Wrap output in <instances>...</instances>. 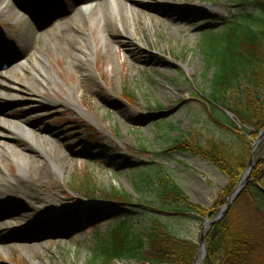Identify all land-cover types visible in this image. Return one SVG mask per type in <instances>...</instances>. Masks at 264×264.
Masks as SVG:
<instances>
[{"label": "rangeland", "instance_id": "rangeland-1", "mask_svg": "<svg viewBox=\"0 0 264 264\" xmlns=\"http://www.w3.org/2000/svg\"><path fill=\"white\" fill-rule=\"evenodd\" d=\"M21 1L25 12L17 10L16 16L4 12L5 5L0 6V31L6 33L16 44L18 36L25 35L26 22L30 25L34 23L31 20L30 3L28 0ZM56 1L58 0H40L36 3L39 9L36 16H39L42 24L41 31L33 30L36 40L42 32L55 24L52 22L56 18ZM123 1L128 12L122 20L113 14L105 21L98 4L92 9L91 16L76 27L77 40L87 44L91 54L88 62L82 58L59 54L55 51V41L47 46L46 53L51 64L47 70L55 85H51V89L47 91L36 85V92L29 97L37 98L42 105L48 103L45 108L47 111L42 115L31 116L27 99L16 100L10 107L15 114L27 118V124L45 122L48 129L59 132L57 138H48L49 141L42 144L50 148L54 142L58 146L56 151L60 154L58 162L65 161L68 168L60 173L49 162L54 176L44 182L41 190L45 194H56L57 198L53 202L60 203L59 210H62V214L69 213L64 220L71 222L68 218L76 216L82 227L66 239L58 236L42 237L41 246L32 254L27 248H22L20 243L11 241L18 225L10 222L5 226L1 221L0 264H93L91 260L99 235L122 220L120 216L103 222L91 216L82 219L77 212L73 213L74 209L89 211L98 207L109 211L119 204L115 202L113 194L117 189L127 194V200L121 205L127 210L121 216L129 219L131 224L150 222L151 216L159 214L154 210L160 205L157 196L158 181L155 177L157 172L170 177L193 202L206 208L203 209L205 213L196 214L197 217L194 214H189L187 218H173L165 214L159 216L163 217L178 237L197 242L198 251L192 264L203 256L199 252L203 232L206 254L200 264H206L210 260L208 235L215 224L227 218L231 209L224 218L216 220L234 190L225 198L223 205L211 209L228 184L227 176L209 161L192 153L179 151L174 153L173 158H166L165 153L172 152L165 150L176 138L182 140L195 137L200 144H204L210 136L225 141L233 140V135L218 128L208 113L205 98L209 94V80L213 70L206 72L200 45L203 38L212 35L209 31H220L225 21L240 16L242 8L236 6V0H163L165 6H170L173 4L171 1H175L181 5L190 3L202 7L192 14L195 16L194 21L174 24L152 8H141L143 3L155 4V0H136L139 2L135 5ZM5 2L13 4L9 0ZM45 3L50 4L46 10L40 6ZM14 6L18 8L17 5ZM249 8L256 10L254 6ZM45 13L47 16L43 15ZM105 23L109 26L111 50H106L103 45L100 30ZM45 38L52 40L50 35ZM10 46L13 50L11 60L6 64L9 66H0V75H10L18 63L13 64V60L25 55L22 59L26 61L39 47L34 42L32 49H27L24 53L20 48L17 50L13 43ZM74 66L85 67L88 71L79 73ZM54 72L58 77L54 76ZM12 74L21 88L26 83L39 81L36 75L28 74L26 70L15 69ZM4 88L6 91L7 88ZM70 89L71 96L81 109L87 111L91 120L71 106L63 108L49 103V98L65 101ZM0 100L7 101L5 95ZM11 122V119L5 118L2 123L7 126ZM3 141L11 144L9 140ZM12 143L25 151L34 146L33 140L24 136ZM105 149H108L111 157H124L125 161L119 163L102 159L99 153ZM0 151L1 176L9 179L19 175L18 162L1 149ZM263 157L264 139L258 146L254 160ZM42 158L40 161L47 160ZM147 173L151 177L146 179ZM79 182H88L94 192L81 190L77 186ZM261 184H264V174ZM14 196L16 197L13 194ZM9 198L11 195L8 200ZM238 202L236 209L239 211L235 223L254 230L258 225V218L261 222L264 221V213L257 210L247 195ZM44 206L46 205H40L41 208ZM40 207L38 211L42 210ZM30 216V221H34L38 213ZM207 223L212 224L205 231L203 228ZM28 227L29 224L20 230H27ZM120 264L137 262L123 259Z\"/></svg>", "mask_w": 264, "mask_h": 264}, {"label": "trees", "instance_id": "trees-1", "mask_svg": "<svg viewBox=\"0 0 264 264\" xmlns=\"http://www.w3.org/2000/svg\"><path fill=\"white\" fill-rule=\"evenodd\" d=\"M242 8L240 16L225 21L222 30L203 38L201 53L206 62V72L213 70L209 80V94L205 98L212 122L221 130L233 135L232 141L210 136L204 144L195 137L173 139L165 152L173 158L175 152H189L199 156L224 173L228 184L216 200L213 208L223 205L225 198L235 189L239 178L250 160L252 139L264 129V0H236ZM254 6L256 10L250 9ZM132 97L131 95H128ZM228 112L234 114L235 119ZM99 156L110 162L123 163L124 157H111L108 149ZM264 157L258 160L251 180L235 202L227 218L215 224L207 238L209 262L206 264H264V221L258 218L253 230L237 225L238 201L246 196L264 213ZM146 179L151 177L145 174ZM158 181L157 196L160 202L154 210L157 216L140 224L124 219L121 214L127 208L114 206L105 211H91L99 220L120 216L118 225L99 235L92 258L96 264H118L121 260H134L137 264H192L198 244L178 237L159 216L187 218L189 214H203L206 209L193 202L186 192L170 177L155 174ZM151 181V180H150ZM85 192H94L89 183L79 182ZM117 202L127 200V194L115 189ZM84 212L82 213V216ZM233 215V217H232ZM235 223V224H234Z\"/></svg>", "mask_w": 264, "mask_h": 264}, {"label": "bare ground", "instance_id": "bare-ground-1", "mask_svg": "<svg viewBox=\"0 0 264 264\" xmlns=\"http://www.w3.org/2000/svg\"><path fill=\"white\" fill-rule=\"evenodd\" d=\"M5 1L6 0H0V6L5 5L4 12L16 16V14H18L17 10H21L22 8L21 2H17L16 5L18 8H15L13 4ZM125 1H128L131 5H135L139 2L136 0ZM155 1V4H151L150 2L143 3L141 8H152L157 11V14L159 13L163 15L165 20L174 24L194 21L195 16L192 14H194L195 10L202 9V7L198 5H181L179 2L175 1H171L173 4L170 6L163 5L165 2L163 0ZM77 2L78 0H59L57 2L58 14L56 23L51 29L42 32L37 40L33 35V30L37 29V31H41L42 24L38 20H35V24L32 23V25H30L29 22H26L25 26L27 29L24 32L25 35L20 34V36H18V44L14 45L17 50L19 48L24 52H26L27 49L31 50L34 42H37L39 47L38 49H35L30 59L28 58L26 61H20L12 72L15 69H20L22 71L26 70V73L36 75L39 81L26 83L25 87L21 88L12 72H10V75L6 73L0 75L2 76L0 85L2 87L5 86L8 90L5 91L4 89H1L0 97L5 94L8 98L13 97L21 100L27 99L28 102H26V104H28L27 107H29V113L32 114L31 116L42 115L43 112L47 111L45 108L48 106V103L42 105L43 103L37 98H29L31 97L30 95L36 92V85L41 86L46 91L51 89V85H55L53 78L47 70L48 67L50 68L51 66L50 58L46 53L48 45H51L53 41H55V51L59 52L61 55L66 54L71 55V57L73 56L74 58H82L86 62L91 58L87 44H83L77 40L78 37L76 36L75 29L83 22V20L91 16L93 11L91 9L93 0H84L79 6H77ZM34 7L35 6H31L33 10L35 9ZM74 8L77 11H73ZM100 9L105 21H107L113 14L117 15L120 20H122L123 16L128 12L123 0H116V2L102 0ZM33 13L34 11L32 14ZM209 14L212 13L210 12ZM59 20L62 21L58 22ZM100 31L103 38L104 48L106 50H111L112 45L110 44V33L107 23L101 27ZM47 35H50L52 40L46 39L45 37ZM8 43L9 36L0 31V62L2 58L10 56L12 52V48L8 47ZM74 69H77L79 73H87L88 71L82 66H74ZM54 76L58 77V74L54 72ZM71 91L72 90L70 89L69 97L65 101L49 98V103L53 106L63 108L71 106L91 120V116L87 111L81 109L71 96ZM21 93H24L26 98ZM9 104L8 101L0 103V149L4 154L10 155L18 162L20 174L5 179L0 173V221H2L5 226L10 222H15L18 227L15 230L11 241L20 243L22 248H27L33 254L34 251H37V248L41 246L42 242L40 239H42V237L58 236L66 239L77 233L82 225L77 222L76 216L68 218L71 222L64 220L69 216V213L62 214V210H59L60 203L57 201L53 202V199L57 198L55 197L56 194H45V192L41 190L42 185L45 184L44 182L49 181L54 176V172L51 170L49 162L60 173H64L68 168L65 161L62 163L58 162L60 154L56 151L58 146L54 142H52L50 148L46 147L45 144H42V142L49 141L47 140L48 138H57L59 132L48 129L45 126V122L27 124V118L22 119L7 108ZM1 117H3V119H1ZM5 118L12 120L7 126H3L2 123ZM23 136L32 139L34 142V146L30 147L27 151L17 148V146L12 143V141L17 142L19 137ZM3 140H9L11 144L6 143ZM42 157L47 160L40 161V159H43ZM1 167L2 166L0 165V170ZM13 194L16 195L15 199L8 200V197ZM42 204L46 206L41 208L40 205ZM50 205L58 206L51 207ZM39 207L42 210L38 211ZM35 212L38 213L37 219L30 221V214ZM63 221L66 222L64 223ZM27 224H29L27 230H20V228Z\"/></svg>", "mask_w": 264, "mask_h": 264}, {"label": "water", "instance_id": "water-1", "mask_svg": "<svg viewBox=\"0 0 264 264\" xmlns=\"http://www.w3.org/2000/svg\"><path fill=\"white\" fill-rule=\"evenodd\" d=\"M230 116H233L232 114H230ZM264 139V130H262L260 132L259 137L257 138V140H255L253 142V146H252V151H251V159L249 162L248 167L246 168V170L244 171V173L242 174L237 187L235 188V190L233 191V193L231 194V196L228 198L227 204L223 207V212L221 213L220 216L217 217L216 220H220L222 218L225 217V215L229 212V210L231 209L232 205L235 203V201L240 197V195L242 194L244 188L246 187L248 181L250 180V176L251 173L253 171V168L256 164V161L254 160L255 158V154L257 152L258 146L261 143V141ZM212 223H207L204 226V230L208 231L209 226ZM199 252L203 253L202 258H198L194 264H200L203 260V258L205 257L206 254V247H205V234L202 232L201 233V237H200V249Z\"/></svg>", "mask_w": 264, "mask_h": 264}]
</instances>
